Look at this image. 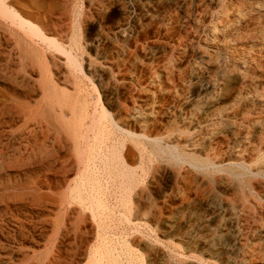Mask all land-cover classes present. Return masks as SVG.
<instances>
[{"label":"rangeland","instance_id":"1","mask_svg":"<svg viewBox=\"0 0 264 264\" xmlns=\"http://www.w3.org/2000/svg\"><path fill=\"white\" fill-rule=\"evenodd\" d=\"M7 2L11 6L13 5L12 7L16 11H18V13H20L21 16L33 22L38 28L40 29L42 28L41 29L42 31H45L46 33L49 34L51 33L55 38H57L58 43H61V46H63L66 49H70L72 53L74 51L73 53L74 55L76 52L77 56L75 57L80 63L81 69L83 68L80 73L77 72L75 69H72V67H70V64L68 63L62 64L63 56L57 54L60 52H57L55 50L56 53L54 54L53 49L47 52L48 53L47 59L49 62L51 61V65H53L52 63L54 60L56 61L55 63H58L60 61L59 63L61 64L60 66L59 63L57 64L58 68L55 66H53V68L51 67V71L52 72L54 71L56 73V74H52V76L58 79V87H61L70 92H74V91L79 92L80 89V93L76 92L75 94L76 95L78 94L80 97H85L87 99L86 100L84 98L86 104L94 105L93 103L97 102L98 97L96 94L97 92L93 90L94 87L91 85L92 84L91 82H93L97 90L101 93L102 101L105 103L107 110L111 113L112 117L115 118L117 123L119 125L121 124L120 126L129 129H137V125L134 124V116L135 114H139V115H145L150 119L148 120L147 123L148 126H146V128L144 129L145 133L148 134L152 133L151 135L161 134L160 136H162L163 134H165V132L169 131V128H171L170 126L172 127L177 126V128L180 129V131H182V133L181 132L179 133L182 135L180 141L177 143L180 150H182L181 151L182 159L178 160V162L175 163L173 162V164L168 161L163 162L162 159L161 161L159 159L157 160L151 157L150 158L147 157L145 159L141 156L142 149L138 150L127 139L120 140L121 143L120 155L122 156L125 164L128 165L130 169H132V172L138 178L136 191H134V195L136 197V204H137L136 208L138 209H135L133 214L136 215L135 216V218H137L136 221H138L143 226L140 225L137 228V230L135 229L136 232H133L134 230L129 232L130 233L129 234L130 236H128L129 241L132 244L135 242L133 246L135 247L137 245L139 246L140 244H138L139 243L138 241L141 239L140 237L148 233L145 231H149L150 234H146L145 236L156 235L157 237L158 235L161 241H163L162 239H164L163 243L165 242L164 244L170 248V253H169L170 255H168L167 259L173 264H224V263L244 264L245 262H246L245 264H257V263L261 264V262L264 263V259H263L264 232L263 233L261 232L259 234L260 236L258 237V239H256V237H253L252 235V232H254L253 229L255 228L254 227L255 225L257 226L263 224L264 226V208H263L264 197L262 196V190L264 188V179L263 178L260 179L261 177L258 176L248 181L245 178H241V179L239 178L237 180V177L236 178L233 177L230 186H228L225 178H222V176L224 175L221 174L220 172L210 171L209 173L207 172L202 173V171L199 170L198 168L196 169L195 167H193L195 169H192L191 159H190L191 157H199L202 159H207L209 161H213L215 159L213 162H216L219 161L221 158L227 159L229 155L231 156L232 154L235 153H239V154L245 153L243 156V162L247 169H248L247 166L252 168L258 163L262 162L264 159V152H263L264 145L256 146L257 148L253 147L256 144V142H259V139L263 137L261 134L259 133H254V135L251 134L250 142L252 143V146L250 145L251 143L247 145L242 139L244 138L242 136H244L248 132V130L249 131L252 130L249 127L250 125H248V123L251 124L252 122L251 120H253L258 116L261 118V115H262L261 119L264 120L263 117L264 109L263 107H261L262 109L260 108L261 105L259 103L262 100L260 98L261 97L260 92H258L259 88H261L260 84L264 83V75H263L264 56L254 51L256 53L255 57H257L256 60L257 62L259 61L261 65L254 62L251 65V67H253L255 64L256 67L255 66L253 68L249 66L242 67V65L237 63L235 59L236 55L232 53V50L229 51L222 50L224 47L223 42L226 43L225 45H227L230 43L232 44L234 41L237 44H239L237 45L238 47H240L241 45H243L241 47H244L246 45L248 46L249 43L252 44L254 41H257L259 40V38H261L260 34L264 29V24H263L264 14L259 15L258 13L253 11L251 7L252 1L251 0H238V1L237 0H231V1L230 0H7ZM12 2L13 3L15 2L14 3L15 5ZM226 8H230V9L226 10ZM237 8L238 9L245 8V11L247 12L246 14L247 15L249 14L250 16L248 15L249 17H247V15L244 14L243 15L244 17L241 18L242 21L241 19H239L240 23H238L239 21H237L238 25H236L237 26L236 28L238 32L236 31V32H232V34H229L226 31V33H223V31L221 30L222 24H224V22H226L227 20L229 21V19L231 20L233 18L234 15L231 14H235L232 12H236ZM227 14L229 15V17L227 16ZM249 18H251L249 20L250 22L248 21ZM6 21L7 19H3V17L0 16V65H1L0 67H3L4 61L8 57V55L10 54L13 55L11 36L9 34V30H7L13 28V26L10 23H8V21L7 22ZM254 21H256L257 23ZM216 25H218V27ZM254 27L256 28L258 27L261 30H259L258 28L256 29ZM214 28H217L218 30ZM58 29L61 30L58 32ZM62 29L65 30L63 31ZM210 29L213 31H211ZM244 30L250 32L247 33V31ZM53 33L56 35H54ZM66 37L68 39H66ZM237 37H239L240 40L237 39ZM229 41L232 42L229 43ZM218 43H220L221 45H219ZM66 46H68V48ZM221 52L223 53V55H221L222 54ZM228 52H230L233 55L229 54ZM233 59L235 62L233 61ZM196 62L198 63L196 64ZM121 64L123 65L121 66ZM209 64H211L210 65L211 67L209 66ZM221 64H223L224 66ZM204 66L206 69H204ZM64 68L65 69L70 68L69 70L71 76L69 75V77H72L73 78L72 80L71 78H69V81L62 79L63 77L62 74L60 73V70H65ZM87 69L89 71H87ZM238 69L240 71H238ZM257 69L260 70L257 71ZM212 72L214 73V75ZM241 72L247 77V80L249 79L252 82L259 83L258 84L259 88L257 89V91H253L252 88H250L251 87L250 83H246L247 85L245 84L242 87L241 83L240 82L238 83V81L236 82V81L227 80L226 77L227 75L231 76L234 75L235 73L237 74ZM36 73L37 72H35V74ZM35 74L33 73L32 78L36 76L38 78V75ZM82 74L83 76L84 75L85 76L83 77ZM86 75L88 76L87 77L88 79L85 78ZM8 84L9 83L7 81V78L5 75H3L0 68V191H1L0 192V200H1L0 201V264H9V263L18 264L22 262L21 259H23V256H25V254L30 255L32 250L38 249L39 246L38 241L40 240L39 238L41 236V231L43 233V231L45 230V228L43 229V226L41 225L42 220L39 214V212H41L40 209L41 204H40V200L38 199H39V195L44 193L43 195L47 196L45 197V199L49 200L51 198V194L50 193L45 194V192L47 191L45 190L37 191L35 187L33 188L34 186L33 184H35L38 179L37 172L39 171V165L37 160L30 158L26 160L23 159L20 162V159L14 160L9 156V150H8L9 148L6 140L7 129L5 126L8 115L4 107L6 103L5 87H7ZM239 85L241 88L238 87ZM91 86L93 88H91ZM222 88L225 90L224 92ZM28 89L26 91H28ZM235 89L238 91H235ZM30 90L33 89H29V91ZM35 90H37V88ZM239 91L241 92L243 91L241 94L243 98L239 105L238 104L235 105L233 100L235 98V94L239 93ZM256 94H257V98H256ZM227 95L230 97H228ZM230 101L232 102V106H230L229 104L231 103ZM224 105L225 106L228 105V107H224ZM127 106H129L130 108ZM220 107L223 109L222 110L223 112H225L226 109L230 107L227 110L228 113H226L229 115L227 121L223 116L222 117L220 116V114L223 113V112L221 113ZM217 108L218 109L220 108V110H218ZM209 109L212 113L209 111ZM245 110L246 112H244ZM126 111L130 115H127L125 113ZM231 112H234V114ZM212 117H214V119ZM130 121H132V125L134 124L133 126L130 125L131 124ZM247 121L249 122L247 123ZM125 122L130 123L129 124L130 126L127 125ZM183 123L185 128L184 126H181L183 125ZM192 124L199 125L197 127L198 129L196 128L195 132L190 131L191 130L190 126ZM205 129L208 130L206 131ZM235 129H237V131L239 130V132H237ZM234 133L236 134L233 135ZM197 134L199 135L197 136ZM229 135H231L232 137ZM194 136L197 137L195 138ZM251 140H253L255 143ZM209 147H213V149ZM196 149L197 150L200 149V150L197 151ZM206 149H208L209 151ZM238 149L239 150L241 149L243 151L240 150L239 152ZM187 151H190V153ZM202 152H204V155ZM222 152L223 153L225 152L224 155L222 154ZM187 157L189 158L187 159ZM140 160L143 161L141 162ZM183 162H185L186 164ZM189 163L191 166L189 165ZM50 176L52 177L55 175L51 174ZM214 176L216 177V179ZM16 180L17 181L20 180L22 183H24L23 184L24 186L22 188H17L14 190V188H12L13 186L12 183H14ZM256 180L258 181L254 182ZM260 181H262L263 183L260 184L261 183ZM258 184H260L261 186ZM244 193L246 196L244 195ZM230 197H232V199ZM189 199L190 201H188ZM227 201H234L233 203L235 208L232 214H230L229 211L224 210V206L226 205ZM235 201L237 203H235ZM240 201L244 202L245 205H247L246 207L249 208L247 209L248 211L245 209L242 210L243 208H241L240 205L238 204ZM160 202H164V203L161 204ZM6 203L9 206L7 205L5 207L4 205H6ZM146 206L150 208L149 214L143 213ZM35 207L37 208L35 209ZM255 207H257L256 208L257 210H255ZM250 209H252V211H250ZM236 212L238 214H236ZM159 214H161L162 216ZM159 216L160 218H157ZM221 216H223L225 220V221L223 220L224 222L222 221L223 223L219 221L221 220L220 218H222ZM246 217L248 220L245 219ZM141 218L143 220L146 218L147 220L145 219L143 221ZM161 218H169L171 220L172 230L168 228L164 230L162 229V227L161 228L157 227V225H160L159 220ZM249 221H251V224H246V223H250ZM229 222L231 225L229 224ZM240 225L244 229L241 228ZM86 226L89 227V224H87ZM247 226H249L248 229L246 228ZM239 227L241 229H238ZM239 231H241L240 234L237 233ZM137 232L140 233V236L139 233ZM142 232L144 233L141 235ZM239 239H242L245 242L244 241L242 242V240H240L239 242ZM214 243L216 246L214 245ZM18 245L22 249H19L20 247H18ZM141 245L139 247H136L138 253H140L139 257L140 259H142L141 260L142 262H144V260L148 261L147 259L149 257L150 252L148 248L145 247V245L143 244ZM31 246L35 248L33 249ZM175 247L176 249H174ZM229 248H231L233 251H231V249ZM208 250L209 251L212 250V251L209 252ZM253 250H255L256 252L255 251L253 252ZM11 251L12 253H8ZM23 251L24 252L26 251L25 254H23ZM177 254L179 255L177 256ZM261 259H263V261ZM146 263L147 262H145L144 264Z\"/></svg>","mask_w":264,"mask_h":264},{"label":"bare ground","instance_id":"2","mask_svg":"<svg viewBox=\"0 0 264 264\" xmlns=\"http://www.w3.org/2000/svg\"><path fill=\"white\" fill-rule=\"evenodd\" d=\"M251 1L253 2V3L251 2V7H252L253 11L258 13L259 15H263L264 14V0H251ZM12 6L7 2V0H0V16L3 17V19H7L8 23H10L13 26V28L7 29V30H9V34L11 36L13 55H11V54L8 55V57L4 61L3 67H0L1 72L3 73V75L6 76L7 81L9 83L8 86L5 87L6 103L4 105V107L6 109V113L8 115L5 126L7 129L6 140H7V145L9 148L8 149L9 150V156H10V158H12L14 160L20 159V162L23 159L26 160V159H30V158L37 160L38 165H39V171L37 172L38 173V175H37L38 179H37V181L35 180L36 183L33 184L34 185L33 188L35 187L37 191L38 190L39 191L45 190V191H47V192H45V194L46 193L51 194V198H50L51 200L45 199V197H47V196H44L43 195L44 193L40 194L39 199H38V200H40V204H41V207H40L41 212H39L41 220H42L41 225L43 226V229L45 228L43 233L41 231L40 238L38 237L40 239L38 241V244H39L38 249L32 250L30 255H26L25 254L26 251L25 252L23 251V254H25V256H23L21 254L23 256V259H21L22 262L18 263V264H144L145 262H147L146 264H173L172 262L168 261V259H167L168 255H170L169 254L170 248L164 244L165 242L163 243L164 239H162L163 241H161V239L159 238L158 235H157V237H156V235L145 236L146 234H150L149 231H145L148 233H146L144 236L142 235L144 232L141 233L142 236L140 237L141 239L138 241L139 242L138 244L145 245V247H147L149 252H150L148 259L146 258L148 261L144 260V262L141 261L142 259H140V257H139L140 253H138L137 248H136V247H139L140 245L139 246L137 245L135 247V246H133V244L135 242L132 244L129 241V237H128V236H130L129 232H131L132 230H134L133 232H136L135 229L137 230V228L141 225L138 221H136V219H137V218H135L136 215L133 214L134 210L138 209V208H136V205H137L136 204V197L134 195V191H136V187H137L138 178L132 172V169H130L128 167V165L125 164L122 156L120 155L121 154L120 140H126L127 139L138 150L142 149L141 150V156L145 159L147 157L148 158L151 157V158H155L157 160L162 159L163 162L168 161V162H171L173 164V162L175 163V162H178V160L182 159V154H181L182 150H180V148L177 144L180 141V138L182 135L179 133L180 132L182 133V131H180V129H178L177 126L176 127L170 126L171 128H169V131L165 132V134H163L162 136H160L161 134L160 135H158V134L157 135H151L152 133L151 134L145 133L144 129L146 128V126H148L147 123H148V120H150V119L145 115H139V114H135V116H134V124L137 125V129H129V128L120 126L121 124L119 125L117 123V121L115 120V118H113L111 113L107 110L105 103L102 101V95L97 90V88L93 82H91L92 83L91 85L94 88L92 86H91V88H93V90H95V92H97L96 94L98 97L97 102L93 103L94 105L86 104V102H85L86 98L80 97L78 94L76 95L75 93L77 91L70 92V91H67L61 87H58V79L56 77L52 76V74H56V73L54 71L53 72L51 71V67L53 68V66H55L58 68L57 64L60 61L58 63H55L56 61L54 60L52 63L53 65H51V61L49 62L47 59V55H48L47 52H49V50H52V49L54 51V54L56 53V51L60 52L57 54H60L63 56L62 57V62H63L62 64L68 63V64H70V67H72V69H75L77 72L80 73L83 68L81 69L80 63L78 62V60L75 57V56H77L76 52L74 55L73 54L74 51L72 53V51L70 49H66L63 46H61V43H58L57 38H55L51 33L49 34V33H46L45 31H42L41 30L42 28L41 29L38 28L33 22H31L27 18H24L23 16H21V14L18 13V11H16ZM247 6H249V5H247ZM233 7H234V5H233ZM227 9H230V8H226V10ZM232 13H235V14H231V15H234L233 18L231 17L232 18L231 20L230 19H229V21L227 20L230 23H228L226 21V22H224V24H222V26H221L222 29L219 27L223 31V33H226V31L229 34H232V32H236V31L238 32L236 25H238V23H240L239 19L244 17L243 15L246 14L247 12L245 11V8L244 9H238L237 8V11L232 12ZM248 15H247V17L250 16V15L249 16ZM227 16L229 17L228 14H227ZM259 18H261V17H259ZM250 19L251 18H249L248 21ZM237 21H239V22L237 23ZM241 21H242V19H241ZM256 21H254V22H256ZM252 22H253V20H252ZM258 22H260V21H258ZM242 24H243V22H242ZM263 24H264V22H263ZM251 25H253V24H251ZM213 26H214V24H213ZM216 26L218 27V25H216ZM219 26H220V24H219ZM226 26H228V27H226ZM241 28H240V31H241ZM254 28H256V27H254ZM214 29L218 30L217 28H214ZM258 29L261 30L260 28H258ZM51 30H52V28H51ZM60 30L58 29V32ZM250 30H252V29H250ZM46 31H47V28H46ZM53 31H54V29H53ZM211 31H213V30H211ZM244 31H247V30H244ZM248 32H250V31H247V33ZM219 33H220V31H219ZM259 33H260V31H259ZM229 34H227V35H229ZM234 34H237V33H234ZM54 35H56V34H54ZM260 35H261V38H259V40H257L258 38L256 37L257 39H255V40H257V41H254V42L251 41L253 43L252 44L249 43L250 45L248 44V46L246 45L244 47H241V46H243V45H241L240 47H238L237 45H239V44H237L234 41L231 44L230 42H232V41H229L230 44L225 45L226 43L223 42L224 47H223V49L221 47L220 48L222 50H226V51L232 50V53L236 55L235 59H236L237 63L242 65V67H247V66L251 67V65L254 62L261 65V63L259 61L257 62V60H256L257 57H255L256 56L255 52L259 53L260 55L262 54L264 56V29L262 30ZM57 36H58V34H57ZM67 36H69V35H67ZM222 38H224V37H222ZM66 39H68V38L66 37ZM237 39H239V37H237ZM215 40H217V39H215ZM232 40H234V39H232ZM245 43H246V41H245ZM218 44L221 45L220 43H218ZM216 46H218V45H216ZM66 47L68 48V46H66ZM72 47H73V45H72ZM53 51H51V52H53ZM51 52H50V55H51ZM228 53L231 54L230 52H228ZM233 54H231V55H233ZM218 55H219V53H218ZM221 55H223V53ZM205 60H207V59H205ZM233 61H234V59H233ZM123 63H124V61H123ZM197 63L198 62H196V64ZM60 65L61 64L59 63V66ZM122 65L123 64H121V66ZM206 65H208V64H206ZM210 65L211 64H209V66ZM221 65H223V64H221ZM263 65H264V63H263ZM67 66H69V65H67ZM86 66H89V65H86ZM253 67H251V68H253ZM238 68H240V67H238ZM69 69L70 68L65 69V70H60V73L62 74V77H63L62 79L66 80V81H69V78H71V80L73 79L72 77H69V75H70ZM204 69H206L205 66H204ZM244 69H246V68H244ZM258 70H260V69H257V71ZM87 71H89V70L87 69ZM224 71H226V70H224ZM238 71H240V70L238 69ZM257 71H256V74H257ZM35 72H37V73L35 74ZM56 72H57V70H56ZM33 73L35 75H38V78H37V76L34 77L35 75L33 76L34 78H32ZM224 73H226V72H224ZM252 73H253V71H252ZM83 74H82V76H83ZM213 75H214V73H213ZM79 76H80V74H79ZM87 77L88 76L86 75L85 78H87ZM226 77H227V80L236 81V82L238 81V83L240 82L242 87L246 83H250V85H251L250 88H252L253 91H257V89L259 88V85H258L259 83L252 82L249 79L247 80V77L244 74H242V72L237 73V74L235 73L234 75H231V76L227 75ZM251 77H252V75H251ZM129 80H130V77H129ZM75 84H73V85H75ZM260 85H261L260 86L261 88H259L258 92H260L261 97L260 96L259 97L261 98L262 101L259 104L261 105L260 108L263 107V109H264V83H261ZM228 87H227V89H228ZM238 87H240V85ZM28 88L33 89V90L29 91ZM36 88H37V90H35ZM27 89H28V91H26ZM219 89H221V88H219ZM224 91L225 90L223 89V92ZM235 91H238V90L235 89ZM242 92L239 91V93H236L237 95L235 94V98L233 96V98H234L233 102L235 105H237V104L239 105L240 102L242 101V98H243L241 96ZM77 93H80V89H79V92H77ZM246 94H247V92H246ZM257 94H256V98H257ZM150 96H152V95H150ZM86 97H88V96H86ZM228 97H230V96H228ZM247 97H249V96H247ZM244 99H245V97H244ZM229 100H231V99H229ZM91 101H93V100H91ZM248 101H250V100H248ZM138 102H139V100H138ZM229 104H230V106H232V102ZM228 105L227 106L224 105V107H228ZM127 107H129V106H127ZM245 107H246V105H245ZM220 108L219 109L217 108V109L220 110ZM233 108H234V105H233ZM124 109H126V108H124ZM228 109H226V111ZM257 109H258V107H257ZM127 110H128V108H127ZM151 110H153V109H151ZM222 110L223 109L221 108V113L223 112ZM239 110H240V108H239ZM3 111H4V109H3ZM200 111H201V109H200ZM209 111H210V109H209ZM226 111L223 112L222 114H220V116L221 117L223 116L227 121L229 115L226 114V113H228V111L227 112ZM244 112H246V110ZM125 113L127 115H130L127 111ZM231 113L234 114V112H231ZM254 117H256V116H254ZM212 118L214 119V117H212ZM261 118H262V115H261ZM261 118L258 116L256 118H254L253 120H251L252 122L249 120L251 122V124H249L248 123L249 121H247L248 125H250L249 127L252 130L251 131L248 130V132L244 136H242V137H244L242 139L248 145L249 143H251L250 142L251 134H253V135H254V133L261 134L263 137L261 139H259V142H256V144L253 146L255 148H257L256 146L264 145V120H262ZM251 119H252V117H251ZM1 121H3V120H1ZM130 122H131V124L126 123V122L125 123L127 125H129V124L132 125V121H130ZM205 122H207V121H205ZM230 123H232V122H230ZM185 124H187V123H185ZM237 124H238V122H237ZM181 126H184V123ZM198 126H199L198 124H192L190 126V129H191L190 131L195 132V130ZM184 128H185V126H184ZM250 128H248V129H250ZM208 129H205V130L207 131ZM231 130H233V129H231ZM235 130L237 131V129H235ZM185 131H186V129H185ZM199 131H200V129H199ZM206 131H204V132H206ZM209 131H211V130H209ZM237 132H239V130ZM235 134L236 133H234L233 135H235ZM198 135L199 134H197V136ZM197 136H194V137L196 138ZM229 136H231V135H229ZM254 139H255V137H254ZM215 140H216V137H215ZM251 141H253V140H251ZM214 142H213V144H214ZM231 142H232V140H231ZM209 145H211V144H209ZM250 145L252 146V143ZM213 147H209V148L213 149ZM228 147H230V146H228ZM241 147H243V146H241ZM208 149H206V150H208ZM199 150H197V151H199ZM240 150H239V152H240ZM234 151H236V150H234ZM241 151H243V150H241ZM187 152L190 153V151H187ZM202 153L204 155V152H202ZM224 153L222 152L223 155H224ZM242 154L235 153V154H232L231 156L229 155V157L227 156L228 158L227 159L225 158L226 160L224 158H221L219 161H216V162H213L215 159L213 161H209L207 159H202L199 157H191L190 156L192 166L190 165V163H189V165L191 166L192 169L198 168L199 170L202 171V173L203 172L209 173L210 171L220 172L221 174L224 175V176H222V178H225L228 186H230L233 177H235V178L237 177V180L239 178L240 179L245 178L248 181H250V180H252L258 176L261 177L260 179H262V178L264 179V159L262 162L258 163L257 165H255L252 168L247 166L248 167V169H247L244 165V162H243V156L245 153H242ZM219 155H221V154H219ZM192 156H193V153H192ZM188 158L189 157H187V159ZM183 163H185V162H183ZM147 164H145V165H147ZM19 165H21V164H19ZM193 167H195V168H193ZM187 168H188V166H187ZM51 174L55 175V176L51 177L50 176ZM215 179H216V177H215ZM257 181L258 180L254 181V182H257ZM219 182H221V181H219ZM237 182H239V181H237ZM260 182H261L260 184L263 183L262 181H260ZM12 184H13L12 188H14V190L17 188H22L24 186L23 185L24 183H22L20 180H18V181L16 180ZM222 184H224V183H222ZM250 184H251V182H250ZM260 184H258V185H260ZM245 185H247V184H245ZM241 187H242V185H241ZM257 189H258V187H257ZM254 191H256V190H254ZM180 192H181V190H180ZM172 195H173V193H172ZM244 195H245V193H244ZM247 195H249V194H247ZM262 196L264 197V188L262 190ZM230 198L232 199V197H230ZM14 199H15V197H14ZM224 200H226V199H224ZM188 201H190V199ZM210 201H212V200H210ZM233 202L234 201H227L226 205L225 206L223 205L224 210L229 211L230 214L233 213L234 208H235ZM253 202H255V201H253ZM144 203H145V201H144ZM160 203L162 204L164 202H160ZM235 203H237V202L235 201ZM238 204L240 205L241 208H243L242 210L249 209L246 207L247 205H245V203L242 201H240ZM7 205L8 204L6 203V205H4V206L6 207ZM260 205H263V204H260ZM149 206H151V205H149ZM36 208L37 207H35V209ZM256 208L257 207H255V210H257ZM238 209H239V207H238ZM14 210H16V209H14ZM157 210H158V208H157ZM260 210H262V209H260ZM36 211H38V210H36ZM161 211H159V212H161ZM236 211H238V210H236ZM250 211H252V209H250ZM143 213L149 214L150 208H148L146 206ZM36 214H38V213H36ZM139 214H140V212H139ZM161 214H159V215H161ZM170 214H171V211H170ZM226 214H227V212H226ZM236 214H238V213L236 212ZM261 216H262V214H261ZM152 217H153V215H152ZM221 217H222V218H220L221 220H219V219L218 220L221 221V223H223L225 220H224L223 216H221ZM157 218H160V216ZM237 218H239V217H237ZM245 219H247V217ZM250 220H251V218H250ZM149 221H151V220H149ZM159 221H160L159 222L160 225H157V227H160V228L162 227V229H164V230L166 228L172 230V228H171L172 224H171V220L169 218H161ZM231 221H232V219H231ZM235 221H236V219H235ZM249 222L250 223H246V224H251V221H249ZM146 223H148V222H146ZM87 224H89V227L86 226ZM229 224H230V222H229ZM241 225H244V224H241ZM241 225H240V227H241ZM141 226H143V225H141ZM240 227L238 229L243 228V227H241V228ZM254 227H253L254 232H252V230H251V232H252L253 237H256V239H258V237L260 236L259 234L261 232L262 233L264 232V226H263V224H260L257 226L255 225ZM246 228L248 229L249 226H247ZM144 230H145V228H144ZM139 232H137V233H139ZM240 232L241 231H239L237 233L240 234ZM246 233H247V231H246ZM155 234H157V233H155ZM139 236H140V233H139ZM247 237H249V236H247ZM136 238H138V237H136ZM167 239H169V238H167ZM171 240H173V239H171ZM218 240H219V238H218ZM240 240H242V239H239V242H240ZM243 241L244 240H242V242ZM20 243H22V242H20ZM19 245H18V247H20ZM32 245H34V244H32ZM214 245H215V243H214ZM243 245H245V244H243ZM187 246H189V245H187ZM31 247L33 248V246H31ZM246 247H247V245H246ZM19 249H22V248L20 247ZM174 249H176V247ZM202 249H203V247H202ZM229 249H231V248H229ZM256 249H257V247H256ZM27 250H29V249H27ZM141 250H142V248H141ZM255 250H253V252ZM145 251H146V249H145ZM210 251H212V250H210ZM231 251H233V250L231 249ZM8 253H12V251L8 252ZM179 254H177V256ZM227 256H228V253H227ZM233 258H234V256H233ZM9 259H12V258H9ZM263 259H261V260L263 261ZM224 260H226V259H224ZM228 260H227V262H228ZM231 260H232V258H231ZM175 261H177V260H175ZM173 262H174V260H173ZM199 262H196V263H199ZM187 263H189V262H187ZM9 264H12V263H9ZM231 264H235V263H231ZM261 264H264V263L261 262Z\"/></svg>","mask_w":264,"mask_h":264}]
</instances>
